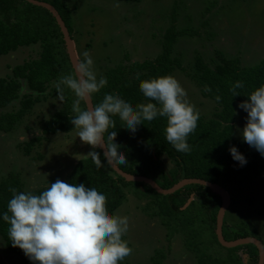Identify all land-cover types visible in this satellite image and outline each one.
<instances>
[{
	"label": "trees",
	"instance_id": "16d2710c",
	"mask_svg": "<svg viewBox=\"0 0 264 264\" xmlns=\"http://www.w3.org/2000/svg\"><path fill=\"white\" fill-rule=\"evenodd\" d=\"M36 1L48 3L56 9L73 39L71 24L73 14L67 2L65 0ZM176 16V14L173 16V22L176 21ZM207 26V20L201 22L197 30L178 29L177 25L171 23L163 33L162 39L159 40L161 45L159 56L153 60L141 62L125 60L123 64L104 71L101 74L107 77L108 83L100 93L94 94L92 98L93 103H97L104 91H118L133 105L147 103L148 100L139 90L140 81L172 75L175 70H180L192 83L197 84L203 97L210 98L214 102L215 112L212 117L205 118L200 115L196 130L189 135L188 142L191 145V151L188 153L176 151L166 140L164 130L167 120L165 117L143 121L137 126V131L132 133L122 126V119L113 114L114 123L110 127H116L117 130L112 139L118 142L126 156L125 161H117L116 165L125 173L154 180L163 189L171 188L182 179H201L220 184L221 177L226 176L227 178L232 172L233 169H230L232 163L236 164V174L239 177L251 179L264 174V157L254 153L243 141L233 136L237 105L246 100V96L254 89L264 84V58L253 66H243L239 57H228L218 49L208 57L196 53L192 59L193 73L188 74L185 71L187 68L181 63L182 53L177 50L176 46L182 38L202 37L201 33ZM207 35L211 37L216 33H207ZM204 41L210 43L207 36ZM34 45L40 48L37 58L15 66L11 76L0 77V111H4L0 114V132L5 134L10 133L36 104L47 101L49 98L58 100L57 81L62 75L72 71V67L60 28L49 11L31 5L25 0H0V56H6L19 48ZM237 81H243L244 87L237 89L240 96L233 97L231 88ZM64 95L63 102L58 100L61 107L55 110L48 119L43 120L42 135L33 136L22 143L23 152L27 155H30L33 147H39L43 142H47L50 136L75 130L71 123V119L75 116L72 112V101L75 97L67 89ZM218 95L222 98L219 103L215 99ZM13 102H17V107H12L8 111L7 108ZM231 146H236L238 151L245 156L247 159L245 166L240 167L238 162L232 159L228 151ZM95 150L100 155L101 164L95 166L90 157L80 159L72 168L66 182L94 184L103 189L106 208L112 214H115L125 200L124 187L132 185L141 187L143 191L139 189L133 193L139 197L155 194L159 197L156 199L159 202L164 205L169 203L175 212L173 218L180 219L179 229L183 231L191 226L192 219L186 218V213L189 212L188 215H191L200 211L206 216L205 219L210 225L214 242L224 248L218 243L215 235L216 215L221 205V199L217 194L205 186L188 185L172 195H160L149 185L126 182L111 169L108 163H105L100 150L98 148ZM38 157L42 159L41 156ZM163 157L171 163L170 168L163 163ZM12 188L24 191V183L19 174H9L0 180V212L7 210V203L12 197L10 191ZM43 190L38 189L34 192L39 194ZM193 193H196V198L186 207ZM153 216H159V206ZM224 220L222 234L226 241L250 237L244 232L227 227ZM7 227V223L0 220V237L7 249L21 258L24 264H33L22 250L11 245ZM225 227L230 230L229 239L225 235ZM256 238L260 240L259 236ZM262 244L264 246V241ZM187 247V250L195 256L197 264H210L200 257L196 245L192 247L187 245ZM228 250L230 252L226 258H215L212 264H244L237 255L239 250H246L247 264L258 263V250L252 244ZM153 260L155 264H159V255L154 256Z\"/></svg>",
	"mask_w": 264,
	"mask_h": 264
},
{
	"label": "rangeland",
	"instance_id": "374dc122",
	"mask_svg": "<svg viewBox=\"0 0 264 264\" xmlns=\"http://www.w3.org/2000/svg\"><path fill=\"white\" fill-rule=\"evenodd\" d=\"M65 1L72 9L71 24L77 57L83 59V51L90 50L99 74L123 64L125 60L141 62L155 59L161 53L159 40L171 23L178 29L197 30L201 22L208 21L202 37L182 38L176 46L182 53V66L190 75L196 53L208 57L218 49L228 57H239L243 66H253L264 58V0H183L182 3L181 0ZM175 14L176 21L173 22ZM207 33L216 35L209 37ZM206 36L210 43L204 41ZM39 52V46L34 45L0 56V77L11 76L15 66L37 58ZM171 76L187 91V98L199 109L200 115L211 118L215 104L201 95L197 84L180 70H175ZM238 105L233 136L243 141L241 131L246 124L247 113ZM15 106L17 102H13L8 111ZM60 107L58 100L49 98L36 104L10 133L0 132V180L9 174H19L24 191L34 192L57 179L67 181L74 165L88 157L87 153L93 150V146L82 142L76 130L50 136L47 142L33 147L30 155L23 152L22 143L33 136H41L43 120ZM162 161L167 168L171 167L167 158L163 157ZM230 169L233 170L227 178L222 176V182L217 184L229 197L225 225L250 237L259 236L264 241V174L245 179L237 176L235 163L230 165ZM139 189L143 191L133 185L124 187L125 200L115 212V215L129 218V229L122 238L132 248V253L120 264H155L153 257L157 255L159 264H197L187 245H196L200 257L210 264L215 258L228 256L230 251L214 242L210 225L202 212L196 211L191 215L187 212L185 217L192 219L191 226L183 231L179 229L180 219L173 218L175 212L169 203L159 202L155 194L136 196L133 191ZM158 206L159 216H153ZM225 235L227 238L230 236L227 228ZM237 255L247 264L246 250H239ZM219 260L223 262L221 258ZM0 264H24L21 258L7 249L1 237Z\"/></svg>",
	"mask_w": 264,
	"mask_h": 264
},
{
	"label": "clouds",
	"instance_id": "9594fccd",
	"mask_svg": "<svg viewBox=\"0 0 264 264\" xmlns=\"http://www.w3.org/2000/svg\"><path fill=\"white\" fill-rule=\"evenodd\" d=\"M82 56L83 59L75 60L72 71L57 81V99L64 101L65 89L73 93L75 116L71 123L77 137L93 146L87 155L95 166L101 164L96 148L100 149L105 163L126 160L121 146L112 139L117 130L110 127L114 123L113 114L132 133L143 121L165 117L166 140L178 152L191 151L188 137L197 128L200 111L189 101L187 91L174 76L140 81L139 90L147 103L133 105L118 91H104L99 102L93 103V95L100 93L108 81L95 70L90 50H84ZM243 87V81H237L231 88L233 97L240 96L237 89ZM246 97L238 105L247 113L241 136L264 156V84ZM215 99L219 103L222 98L218 95ZM228 151L240 167L247 164L236 146ZM10 191L12 197L7 210L0 212V220L8 225L11 245L22 250L33 264H120L132 253L129 242L122 238L129 229V218L110 213L105 192L94 184L57 179L39 194L15 188ZM195 197L193 193L189 200Z\"/></svg>",
	"mask_w": 264,
	"mask_h": 264
},
{
	"label": "water",
	"instance_id": "95a60500",
	"mask_svg": "<svg viewBox=\"0 0 264 264\" xmlns=\"http://www.w3.org/2000/svg\"><path fill=\"white\" fill-rule=\"evenodd\" d=\"M25 1H27L31 5L46 9L55 18L56 23L59 26L60 31L62 33L63 40H64L65 47H66V53L68 55L69 61L71 63V67L73 69L75 60L78 59L76 51H75V47H74V42L71 36L69 35V32L63 20L61 19L58 12L56 11V9L48 3L39 2L36 0H25ZM108 164L110 165L111 169L114 172H116L119 176H121L126 182H136V183H143V184L149 185L153 190H155L160 195H165V196L172 195L176 191L188 185H201V186H205L209 188L213 193L217 194L221 199V205L217 212L216 223H215V235H216L218 243L222 247L227 248V249L234 248L237 246L252 244L258 250V263L257 264H264V247H263L262 242L259 239L255 237H245V238H240L235 241H226L224 239L223 234H222V226H223L224 214L229 205V197L227 196V193L219 185L213 184L211 182L201 180V179H182L178 183L173 185L171 188L163 189L154 180L150 178H146L143 176H135V175L125 173L114 162L108 163ZM189 201L186 203L185 206H187Z\"/></svg>",
	"mask_w": 264,
	"mask_h": 264
},
{
	"label": "bare ground",
	"instance_id": "6f19581e",
	"mask_svg": "<svg viewBox=\"0 0 264 264\" xmlns=\"http://www.w3.org/2000/svg\"><path fill=\"white\" fill-rule=\"evenodd\" d=\"M202 116V115H201Z\"/></svg>",
	"mask_w": 264,
	"mask_h": 264
}]
</instances>
